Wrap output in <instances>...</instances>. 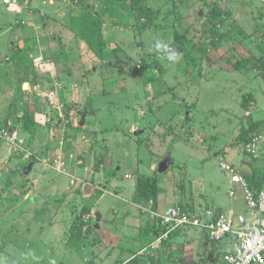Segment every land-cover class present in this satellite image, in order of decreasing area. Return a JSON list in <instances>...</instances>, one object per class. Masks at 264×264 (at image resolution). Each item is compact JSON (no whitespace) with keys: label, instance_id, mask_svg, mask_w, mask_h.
<instances>
[{"label":"rangeland","instance_id":"1","mask_svg":"<svg viewBox=\"0 0 264 264\" xmlns=\"http://www.w3.org/2000/svg\"><path fill=\"white\" fill-rule=\"evenodd\" d=\"M85 1L92 6L90 19L98 28L102 25L106 43L95 44L93 51L76 39L81 32L71 21L86 12L71 0H0V63L10 57H16V64L18 57L23 62L18 69L0 67L5 105L0 111V151L9 149L1 136L3 131L13 135L9 125L26 133L14 135L23 148L27 144L34 151L45 150L51 170L46 175L55 184L54 189L36 188L37 180L47 184L35 170L24 179L21 167L13 176L7 167L2 169L0 264H126L132 258L139 264H220L223 253L217 261L215 244L208 248L195 243L197 230L190 233L194 239L185 234L172 238V231L170 247H152L164 228L137 200L136 183L156 177L158 203L165 207L182 204L196 213L245 210L238 201L241 186L220 170L216 154L226 151V161L237 168L239 159L250 158L264 174V0H145L158 11L152 22L113 6L115 0ZM49 35L60 37L64 45L60 40L51 44ZM156 40L170 45L180 61H167ZM191 56L205 59L197 68L188 63ZM239 61L246 67L235 69ZM45 75L51 78L52 101L39 121L44 127L31 133L24 124L31 113L40 114L44 98L35 96L30 82L23 97H17L16 80ZM245 95L253 101L247 109L242 108ZM12 99L17 103L9 105ZM86 107L95 112L78 128ZM67 108L68 115L62 111L60 117L58 110ZM256 122L261 123L254 134L259 136L258 150L241 154V129ZM21 153L26 160L22 151L15 158ZM166 153L173 164L163 174L156 167ZM58 156L64 174L53 168ZM44 165L39 169L45 170ZM53 171L67 176L81 172L76 177L83 183L69 188L65 178L56 184L60 175ZM152 222L159 223L154 239Z\"/></svg>","mask_w":264,"mask_h":264},{"label":"built area","instance_id":"2","mask_svg":"<svg viewBox=\"0 0 264 264\" xmlns=\"http://www.w3.org/2000/svg\"><path fill=\"white\" fill-rule=\"evenodd\" d=\"M59 115L62 116V109L59 110ZM1 136L6 142L13 144L17 151L24 152L26 160L31 158L29 151L21 146L23 142L14 134L7 135L6 131H3ZM258 145L259 136H254L244 147L246 153L255 155ZM42 163L46 165V160ZM63 165L62 156H58L54 160L53 168L64 174V171H61ZM220 169L231 176L232 183L243 187L247 214L238 216L235 221L232 214L227 215L212 209L205 210L203 213L187 212L179 206L169 208L165 213L149 209L151 217L158 219L164 228L163 234L156 239L152 247L157 243L162 244L175 229L190 227L204 233L212 242L228 244L230 250L222 254L223 264H264V186L259 191L251 190L239 172L226 162L220 163ZM78 183L83 182L72 177L70 184Z\"/></svg>","mask_w":264,"mask_h":264},{"label":"crops","instance_id":"3","mask_svg":"<svg viewBox=\"0 0 264 264\" xmlns=\"http://www.w3.org/2000/svg\"><path fill=\"white\" fill-rule=\"evenodd\" d=\"M49 20H47L46 19V21H45V23H47ZM105 24H103V26H104ZM48 27V25H45V28H47ZM44 33V32H43ZM52 39V41L50 42L49 40H50V38ZM46 38L47 39H49L48 41L51 43V44H54V45H56V43H57V40H58V38H59V40H60V43H62V41H61V39H60V37H56V36H54V35H49V36H46ZM56 39V41H54ZM76 39H78V38H76ZM79 42H80V44H84L86 47L88 46L84 41H82L81 39H79ZM63 44V43H62ZM64 45V44H63ZM89 47V46H88ZM88 47H87V49H88ZM89 50V49H88ZM54 54V53H53ZM13 58H16V57H13ZM13 58L12 57H10L9 58V60L8 59H6L5 61H3L2 63H0V67H1V65H8V67L10 68H12L13 66H16L17 65V69L18 68H22L21 67V65H20V63H23L21 60V58H17V60H16V62H17V64L15 63V62H13ZM53 61V59H50V65L51 64H53L54 62H52ZM55 61V60H54ZM7 62V64H5V63ZM33 65V64H32ZM32 65H30V67H29V70H31V72H32V75H34L35 76V74H36V71H34V68H33V66ZM7 70H5V72H6ZM22 72L23 71H25L24 72V75H25V73L28 71V70H25V67H24V70L22 69L21 70ZM30 72V71H29ZM7 74V73H6ZM1 75H2V70H1V68H0V77H1ZM57 77V76H56ZM49 77L47 76V75H45V77L44 78H39V76L37 77V78H35L34 80H31V81H29L28 79H26L25 78V76L24 77H20V80H21V85H18V82H20V80H19V78H17V80L16 79H13V80H16V83H17V85H18V89L15 91V93H16V96L17 97H23V88H25L26 89V84L28 83V82H30L29 84H31V86H33L32 88L33 89H36L37 90V92H36V95L35 96H41V98H44V99H42V106H40L39 107V113L40 114H38V113H31L30 114V117H31V120L33 121V124H34V129H35V132H39L40 130V127H44V125H41V123L39 122L40 120H41V118L43 117V116H45L46 117V115L45 114H47V106L48 105H50V102L52 101L51 99H50V96H49V91H50V89H51V78L50 79H48ZM86 80H87V78H86ZM39 81V82H38ZM40 82H42V83H40ZM40 83V84H39ZM21 87H22V89H21ZM169 89H171V88H169ZM3 90V89H2ZM172 90V89H171ZM170 90V91H171ZM1 96V95H0ZM4 96V95H3ZM31 97H34L33 96V94H31L30 95ZM14 99H12V101L9 103V105H11L13 102H16L15 100L13 101ZM5 103V102H4ZM17 103V102H16ZM251 103H253V102H251ZM4 104H2V99H0V111H2L3 109H5V105L3 106ZM6 105H8V104H6ZM68 105V104H67ZM69 106V105H68ZM17 111H18V109H16ZM68 110H70L69 108H68ZM62 111L63 112H65V110H63L62 109ZM14 112H15V110H14ZM58 112H59V110H58ZM70 111H68V113H69ZM127 112V111H126ZM43 113V114H42ZM42 114V115H41ZM84 114H82V116H83ZM82 116H80V122H81V119H82ZM87 115L85 114V121H84V124L86 123V119H87ZM52 120V119H51ZM49 122V121H48ZM80 122H79V125H78V127H82V126H80ZM50 125H51V123H50ZM2 128V127H1ZM0 128V129H1ZM32 128V129H33ZM3 129V128H2ZM1 129V130H2ZM9 131H11V133H13V134H16V136L17 137H22V136H24V134H26V133H23V132H21V133H19L17 130H15L14 128H12V126L11 125H9V128H7ZM34 131V130H33ZM20 134V135H19ZM22 135V136H21ZM38 135V134H37ZM36 136V135H35ZM1 139V138H0ZM2 140V139H1ZM22 140V139H21ZM31 140V139H30ZM6 142V141H5ZM7 143V142H6ZM33 143H35V142H33ZM7 145L9 146V149L7 150V153L5 154L4 152H2V151H0V159H4V163L2 164V165H0V174H1V176L3 175V171H2V169L3 168H5V167H7L8 168V170H11V175L13 176V172H14V170L16 169V168H18V167H21V171H22V177L24 178V179H27V178H30L31 176H33L34 174L32 173L34 170H35V172L36 173H38V175H39V178H40V180L41 179H43V180H45V182H46V184L47 185H40V181H38L37 180V187L36 188H38L39 186H45V189L46 190H48V188H50V189H54V186H55V184L54 183H52V182H50V179H49V173L46 175V171H51L50 170V167H49V165L48 164H46V165H44V167H45V170H40L39 169V167H40V165L42 164V161L43 160H46V156L44 155L45 154V150H43L42 148H39V150L38 151H34V149H32L31 147H30V145H25L24 146V149L25 150H30L31 152H33L34 154V156L36 155L37 156V158L33 161V162H30V161H28V160H24L23 158H22V153H21V157H18V159L17 158H15V157H17L16 156V154H17V152H14L13 151V148L7 143ZM58 148H59V146H58ZM60 150V149H59ZM57 152H59V151H57ZM56 151H55V154L57 153ZM241 154H245V155H247L243 150H242V148H241ZM165 155H169L170 156V158H171V153H166ZM164 155V156H165ZM164 156H163V158H164ZM227 152L226 151H224V152H222V153H219V155L218 154H216V157L218 158V160H219V167H220V163L221 162H226V163H228L227 161H226V158H227ZM162 158V159H163ZM222 158H224V159H222ZM248 158V157H247ZM222 159V160H221ZM249 160H245V159H239L238 160V167L239 168H237V167H235L234 165H232L231 163H228L229 165H231V166H233L234 168H236L237 169V171L239 172V174H241V175H243L244 177H245V175H249L250 173H252V171H256V172H258L257 171V168H255V166H254V164L252 163V162H250L251 160H250V158H248ZM53 160H54V158H53ZM52 160V161H53ZM171 160L173 161V159L171 158ZM6 161L8 162V164H6ZM25 162L27 165L26 166H22V164H21V162ZM40 161V162H39ZM39 162V163H38ZM240 162H241V164H240ZM251 164H250V163ZM245 163H247V164H245ZM29 164H32L33 166H32V171L27 175V176H24L23 175V169L25 168V167H27ZM173 164V163H172ZM36 166H38V170L36 171ZM171 166V165H170ZM101 168H103V165L102 166H100V168L99 169H101ZM170 168V167H169ZM169 168L167 169V171L166 172H164L163 174H167V172L169 171ZM156 170H157V167H156ZM221 170V169H220ZM75 171V170H74ZM222 171V170H221ZM54 172V171H53ZM157 172H158V170H157ZM54 173H56V174H58V175H60V177L58 176V179H56V178H54V179H56V184H61L62 183V179H67L68 180V187L70 188V182H71V179H72V177H76L77 175H81L82 173L81 172H77L76 174H70V175H62V174H59V173H57V172H54ZM79 173H81V174H79ZM226 173V172H225ZM243 173V174H242ZM19 174V173H18ZM31 175V176H30ZM260 175V174H259ZM262 175H264V174H262ZM11 176V177H12ZM77 178V177H76ZM55 181V180H54ZM232 183V182H231ZM232 184H235V183H232ZM235 185H239V184H235ZM239 186H241V185H239ZM241 189H242V194H241V197L240 198H238V201H240V202H242L243 201V203H245V199H244V189L242 188V186H241ZM163 196V195H162ZM230 197L231 196H233V194L232 193H230V195H229ZM179 207H181V206H183V205H181L180 206V204L178 205ZM245 206H246V203H245ZM147 208H148V210L150 209V207L149 206H146ZM154 207H155V211L156 212H159V213H162V212H164L165 210H167L168 208H170L171 206H167V207H165V206H163L162 204H159L158 203V199H157V203L154 205ZM208 210V209H207ZM215 210H218V209H215ZM220 210L221 209H219L218 211L220 212ZM225 214H227V215H229V214H232L233 215V218H234V220L236 221V218H238V216H240V215H246L247 214V207L245 208V210L244 209H242V210H239V211H237V209H234V208H230L229 210H227V209H224V210H222ZM148 212V211H147ZM204 211H202V212H200V213H203ZM236 212H237V214H236ZM153 224H154V226H153V224H152V238L151 239H154V237L153 236H155L154 235V233H155V231H156V229L157 230H159L158 228H159V223L157 222V224H156V222H152ZM198 232H197V236H195L196 238H195V243H198L197 245L199 246L200 244H202L204 247H208L209 248V246H210V244L212 243V244H215L216 245V247L214 248V249H212V251H214L213 252V254H215L216 255V259H217V256H219V255H221L222 253H224L225 251H227V250H230V248H229V246H228V244L227 243H215V242H212V241H210L206 236H205V234L204 233H201L199 230H197ZM194 233L195 235H196V229H192V228H190V227H180V228H177V229H175L172 233H171V235H170V237H172L173 238V236L174 235H177L178 237H180V235H182V234H185V235H187V237H188V239H194V237L193 236H191L190 235V233ZM193 234V235H194ZM170 239V238H169ZM153 241V240H152ZM121 242V241H120ZM166 242V244L165 245H168L169 247H170V241H168V240H166L165 241ZM163 245V244H162ZM219 245V246H218ZM164 246V245H163ZM211 248V247H210ZM218 253H220V254H218ZM217 261H218V259H217ZM128 262V259L124 262V263H127ZM221 262V263H220ZM220 264H223V262H222V258L220 259Z\"/></svg>","mask_w":264,"mask_h":264},{"label":"trees","instance_id":"4","mask_svg":"<svg viewBox=\"0 0 264 264\" xmlns=\"http://www.w3.org/2000/svg\"><path fill=\"white\" fill-rule=\"evenodd\" d=\"M13 1H15L16 4L18 2L21 4V3H23L24 0H13ZM71 2L76 6V8L82 7L83 11L86 12V14L79 15L81 17V19H80L81 21L80 20L77 21V19H72V21H71V25H73L74 27H78V29L81 32V34H77V38L84 41L90 47V49L92 51L95 50V46H94L95 44L100 45L102 47H105L106 43L103 40V36H102V25H100L101 29L98 28L96 26V24L89 17V15L92 13V6L88 5L85 0H71ZM113 6H117V7L120 6L121 8L127 9L131 14L135 15L137 20H140V21L142 18L145 17L148 19L149 22H152L156 18V15L158 14V11L155 12V11L148 8L145 0H115V4ZM106 8H107L106 10L109 9L108 6ZM216 12H217V10H215V13ZM141 25H142L141 29H143L144 24H141ZM58 40H59V38H58ZM204 53H203V55L206 56V52H204ZM98 56L100 57V55H98ZM187 56H188V54H187ZM203 58L201 60H198L195 56H191L192 60L189 59L188 63L193 64V66H195V67L197 66V68H198V67H200V65H197V64L201 63L200 61H202ZM234 67H235V69L239 68V70H241L244 67H246V62H244V61L236 62ZM199 70H200V68H199ZM135 73L140 78H143V80H148V78H146V76H144V74L142 72L136 71ZM37 77L38 76H36V78ZM19 80H20V78H19ZM18 85H21V81L18 82ZM242 102H243L242 108L247 109L249 106V103L253 102L252 96L251 95H245L243 97ZM68 111L69 110L67 108L65 110L64 114L68 115ZM94 112H95V110H94ZM94 112H93V110L86 107V109L83 110L82 112H80V114H86L87 116H89V114L92 115ZM30 121H32L31 117H30V120H27L25 122L24 128L26 130H29L32 133L34 130V128H33L34 124H33V121H32V123H29ZM260 127H261V123L256 122L252 126H248L247 128L241 129V133H240L239 139H238V144H241L240 148H242V150L245 153H246V151H245L244 147L249 142H251L252 138L255 136L254 135L255 132L258 131V129ZM247 155L251 156V154H248V153H247ZM222 159H224V158H222ZM245 164H247V163H245ZM234 169L237 171L236 168H234ZM21 174H22V171H21ZM241 176L245 179V181L247 182V184L251 190L259 191L264 186V175H259V173L256 171H252V173H250L249 175H245V177L243 175H241ZM158 183L159 182L157 181L156 177L155 178H149V179H140L136 183V198H137V200L140 202H143L144 205L149 206L151 211H155L154 205L157 203L159 190H160ZM153 203H154V205H152ZM181 205L182 204H180V206ZM181 208L183 210H186L187 212L188 211L189 212L191 211V213L195 212L193 208H190L187 205L181 206ZM212 210L218 211L219 209L218 210L212 209ZM220 212H223V211L220 210ZM92 229H94V228H92ZM157 234L158 233L156 230L154 235H157ZM165 241H163V243H162L163 245L166 244ZM126 264H139V262H138L137 258H134V259L132 258L131 260H128V262Z\"/></svg>","mask_w":264,"mask_h":264},{"label":"clouds","instance_id":"5","mask_svg":"<svg viewBox=\"0 0 264 264\" xmlns=\"http://www.w3.org/2000/svg\"><path fill=\"white\" fill-rule=\"evenodd\" d=\"M155 47L156 48H162L167 56H166V59L167 61H169L170 63H178L181 59V55L179 53H177L173 48H171L170 45H168L167 43H162L161 40H156V43H155ZM33 157H35L34 155H32V159L30 162H33ZM28 159V161L30 160ZM208 210H211V209H208ZM52 264H55V262L53 261Z\"/></svg>","mask_w":264,"mask_h":264},{"label":"water","instance_id":"6","mask_svg":"<svg viewBox=\"0 0 264 264\" xmlns=\"http://www.w3.org/2000/svg\"><path fill=\"white\" fill-rule=\"evenodd\" d=\"M85 121V114L82 116L80 126L84 124ZM11 133V131H9ZM173 161L171 160L169 155H165L164 158L159 162L157 166V170L159 173H164L167 171V169L172 165ZM32 164H29L27 167L23 169V175L27 176L32 171Z\"/></svg>","mask_w":264,"mask_h":264}]
</instances>
